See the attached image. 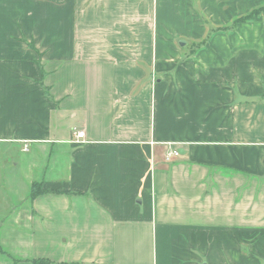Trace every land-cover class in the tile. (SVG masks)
<instances>
[{"label": "crops", "instance_id": "1", "mask_svg": "<svg viewBox=\"0 0 264 264\" xmlns=\"http://www.w3.org/2000/svg\"><path fill=\"white\" fill-rule=\"evenodd\" d=\"M0 264H264V0H0Z\"/></svg>", "mask_w": 264, "mask_h": 264}, {"label": "built area", "instance_id": "2", "mask_svg": "<svg viewBox=\"0 0 264 264\" xmlns=\"http://www.w3.org/2000/svg\"><path fill=\"white\" fill-rule=\"evenodd\" d=\"M74 135L77 137V139H82L84 132L82 130H75ZM24 148L27 149V144H25ZM172 156H179V152L177 150H172L167 154L166 160H170Z\"/></svg>", "mask_w": 264, "mask_h": 264}]
</instances>
